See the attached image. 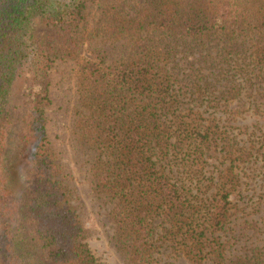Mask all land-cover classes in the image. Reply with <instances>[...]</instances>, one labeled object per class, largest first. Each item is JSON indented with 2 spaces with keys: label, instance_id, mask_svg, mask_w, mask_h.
<instances>
[{
  "label": "trees",
  "instance_id": "trees-1",
  "mask_svg": "<svg viewBox=\"0 0 264 264\" xmlns=\"http://www.w3.org/2000/svg\"><path fill=\"white\" fill-rule=\"evenodd\" d=\"M99 2L135 9L129 20L112 16L114 39L154 31L182 43L217 40L222 59L216 66H224L220 79L240 75L249 85L247 90L233 86L215 93L264 100V0H0V264H100L83 242L81 222L65 189L54 179L57 166L45 115L51 104L48 72L56 60L70 56L87 5ZM40 25L49 31L38 34ZM177 56L148 53L110 76L91 70L87 79L90 94L102 90L98 97H104L92 125L96 120L105 125L115 89L128 95L116 103L126 120L115 113L107 123L124 136L110 143L108 137L112 133L116 138L117 132H102L100 141L110 152L97 160V170L99 187L117 202L113 218L125 233L121 236L131 241L130 254L137 263L155 260L160 218L169 225L164 236L171 246L182 244L194 256L202 254L210 229L222 227L230 204L227 180L220 184L219 206L213 208L204 202L208 192L194 189L200 166L193 169L190 159L182 164L187 170L173 165L176 153L186 151L200 161L211 149L214 136L210 129L203 131L195 116H201L208 99H218L215 94L210 100L214 92L208 93L206 82L216 75L210 73L204 83L179 79L172 72L180 64ZM212 57L208 55V67L215 63ZM232 67L240 71L231 74L227 69ZM20 79L28 82L23 93L28 114L13 154V100Z\"/></svg>",
  "mask_w": 264,
  "mask_h": 264
},
{
  "label": "rangeland",
  "instance_id": "rangeland-1",
  "mask_svg": "<svg viewBox=\"0 0 264 264\" xmlns=\"http://www.w3.org/2000/svg\"><path fill=\"white\" fill-rule=\"evenodd\" d=\"M114 6L104 2L88 4L85 20L78 30L76 47L70 52V56L56 60L48 72L51 104L45 109V115L49 147L57 166L54 179L65 189L67 199L79 217L83 228V242L100 264H264V100L258 96L257 100H253L243 99L234 93H215L229 90L233 86H243L247 90L249 85L240 75L220 79L224 66L221 63L216 66V62L222 59L218 57V47L222 43L217 40L205 41L199 45L197 42L182 43L165 39L162 34L154 31L117 35L114 39L111 36L112 16L129 20L134 17L135 12L134 8ZM48 31L43 25L37 29L38 34ZM148 53L177 54L176 59H181L180 64L172 72L178 74L179 79L195 82L200 80L204 83L210 73H213V77L216 75L214 81L208 79L206 82L211 90L208 93L214 92L210 100L215 94L218 99L210 102L208 96H204L208 99V104L201 108V116H195L204 126L203 131L210 129L209 133L215 139L213 146L205 152V156H201L200 161H194V156L188 157L189 153L186 151L176 153L173 165L187 170L182 164L190 159L193 169L195 165L200 166L193 181L196 187L194 189L208 192L204 202L210 207L219 206L218 192L220 184L225 183V180L231 196L230 204L225 207L227 212L223 225L221 228L215 226L210 229L209 240L201 246L202 254L194 256L195 252L191 253L190 247L185 248L182 244L171 246L164 236L165 228L169 225L160 218L156 222L157 235L161 237L157 241L156 246L159 248L155 260L137 263L130 254L131 241H126L121 236L125 233L118 230L113 218L112 212L117 202L111 194H106L99 187L102 178L99 176L101 171L97 170V160L110 152L106 150V144L100 141L102 132L108 136L112 130L117 132L116 138L112 133L108 137L110 143V140L118 141L124 136L116 126L109 127L107 123L115 113L125 117V112L123 115L118 113L121 104L118 107L116 103L119 100L126 101L128 95L119 87L115 89L111 106L107 107L111 108L105 113L108 117L105 125H99L97 120L92 125V117L95 119L97 116L96 105L104 97H98L102 90L94 95L90 94L92 90L88 87L87 79L91 70L102 69L110 76L114 69L131 63L137 64ZM208 55L215 57L212 59L215 62L212 67H208ZM234 67L227 70L231 74L238 73L240 69ZM252 70L244 69V72ZM24 72L28 77L26 69ZM27 85L28 82L24 79H20L16 85L13 100V154L17 153V147L21 144L20 137L27 120L28 104L23 95ZM245 93L246 91L244 97ZM94 97L96 102L93 101ZM182 170H179L181 177ZM185 183L189 182L185 180ZM168 237L171 235L168 234Z\"/></svg>",
  "mask_w": 264,
  "mask_h": 264
}]
</instances>
